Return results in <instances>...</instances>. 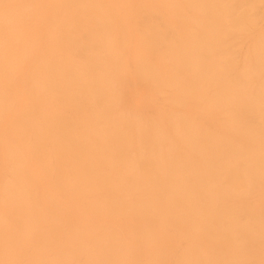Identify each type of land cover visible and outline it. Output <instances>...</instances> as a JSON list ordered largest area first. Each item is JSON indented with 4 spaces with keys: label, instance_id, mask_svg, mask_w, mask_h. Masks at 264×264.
<instances>
[{
    "label": "bare ground",
    "instance_id": "bare-ground-1",
    "mask_svg": "<svg viewBox=\"0 0 264 264\" xmlns=\"http://www.w3.org/2000/svg\"><path fill=\"white\" fill-rule=\"evenodd\" d=\"M168 227L173 264H264V0H0V264H161Z\"/></svg>",
    "mask_w": 264,
    "mask_h": 264
},
{
    "label": "rangeland",
    "instance_id": "rangeland-1",
    "mask_svg": "<svg viewBox=\"0 0 264 264\" xmlns=\"http://www.w3.org/2000/svg\"><path fill=\"white\" fill-rule=\"evenodd\" d=\"M48 7L45 4H41L32 9L25 19L20 24L19 31L15 37V43L19 48H25L26 50L31 49V37L33 35H37L41 32L40 26L41 23H44L45 16L47 14ZM141 107L145 109V111H152L154 108V101L152 98L145 97L141 101ZM32 176L36 177L38 180L37 185V193L41 195L47 188L48 180L47 176L43 173V171L38 167H33L29 172ZM43 187H47L44 191H42ZM57 201L61 203H67L69 199V194L67 192H57L55 190L50 192ZM79 208V207H78ZM82 209V208H80ZM72 222L80 228L88 227V228H96L101 226L102 228L110 230L118 231L120 234L123 233L122 226L124 225V221L121 219H101L96 214H78L74 213L71 216ZM67 231L61 232L63 236ZM158 245L156 251H166L168 255L163 258L161 264H173L174 260L180 255L182 251H184L187 246V240L185 237L179 235L178 231L174 230L171 227L165 228V230L161 231L157 238ZM228 241L225 240L224 244L228 245ZM227 247V246H226ZM155 250L150 251L147 247L143 245V242H140V250L138 255H136V261L138 264H146L150 259V254H152ZM3 253V249L0 247V256ZM85 256L83 254L79 255L77 258V263H83ZM75 263V262H74Z\"/></svg>",
    "mask_w": 264,
    "mask_h": 264
}]
</instances>
